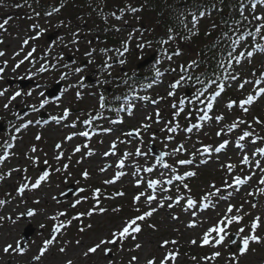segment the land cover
<instances>
[{"label":"rangeland","instance_id":"obj_1","mask_svg":"<svg viewBox=\"0 0 264 264\" xmlns=\"http://www.w3.org/2000/svg\"><path fill=\"white\" fill-rule=\"evenodd\" d=\"M199 5V3L195 5L193 11L189 14L192 15L195 13V10L197 9L196 6ZM29 8L30 9L27 10L29 15L25 16H28L31 20V12L33 7ZM26 9L27 7L25 10ZM245 12L251 21V24L255 26L259 22L252 19L253 15L264 14V4L258 3L255 11L252 9L250 12ZM208 13L209 11H206L207 20H204L202 23L212 20V17H209ZM176 15L183 21L187 20L185 18L188 15L187 7L185 5L178 6ZM87 20H93V17H87L84 19V21ZM21 21L20 27H16L14 34L5 37L4 41L0 45V50L3 49L6 53L4 59H0V63L6 62V64H10L6 72V76H9L7 74L10 73L17 76H22L23 72L28 73L27 69H24V63L21 67L23 69L22 71H13V66H15V63L23 60L25 57L24 54L21 55L20 52L18 53V50L22 49L21 45L24 44V40H26L24 36L28 31H21L20 29H23L24 27H27L28 29L29 25L26 21ZM136 21L139 23V19H136L134 22ZM36 23H40L41 29L43 30L41 32V50L45 49V51H47L49 48V46H46L44 43L45 35L48 32L55 31L57 28L63 29V37L58 40L56 45H54V56H58V59L55 61L56 63L54 62L56 70L58 68L56 64L62 59L60 58L62 54L64 55L66 52L71 54L74 53H72L71 50L72 46L74 47L73 42L76 41L75 36H71L69 29L64 27V21H60L57 18L55 20V18L50 15L47 19L41 20V22L38 19L31 21V24ZM186 25L187 27H185V34H188L189 36V38H187L188 42L184 43L183 45H179L178 50L182 51V54H184L183 60L188 62L193 58V48H197V42L192 41V39L196 37L195 27H193L192 23H186ZM156 26H158L157 23H152L153 28ZM73 32H75V30H73ZM87 41L88 40H86L84 44L89 45V42ZM257 43V40L251 39L247 44L241 43V45H238L237 47L239 48V51H244L245 49L252 51L255 44ZM260 44L264 45V43ZM135 46H138V43L132 45V47L129 48L130 50H127L126 54L118 59L119 61H125L122 66L126 68V70L134 69L136 71L134 65H136L141 59L132 51ZM27 49L25 52L28 51ZM57 49H60L61 54L57 52ZM147 50L154 51V47L146 49V51ZM49 52L51 53V50H49ZM81 52L85 54L87 53L85 48ZM255 52L253 55L254 57L245 58L241 60L240 63H235L233 65V69H235L237 73V79L232 80V83L235 82L234 89L238 94V97H240L238 100L243 99L250 92H255V84H246L243 88L246 90V93L243 91H238L240 90L238 85L243 83L245 80L254 82V79L261 78V75L264 74V51L255 50ZM19 54L21 56H18ZM32 59L33 58L28 59L26 64L31 63ZM49 65L50 67H53L52 64ZM38 68L39 66H37L35 70ZM102 70V74L105 75L108 74L113 76L119 73V71L107 72L104 69ZM148 71H150V69L147 70V72ZM29 74H32V72ZM39 79L41 83L45 85L42 89H45L46 86H50L55 83V80L58 79V76L55 74V72H48L46 76L41 78L40 73ZM169 86L170 85H159L155 88V91H165L167 96L170 97L171 95H169V93L173 91H170ZM184 89L185 87L180 86L178 92H184ZM113 90L116 91L115 89ZM118 90L120 91L121 89ZM40 92L41 89H35L34 91V102L36 103L39 99L41 100V96L39 95ZM85 95L84 97L81 96V98L84 99L82 103L79 105L75 104L77 105V108L79 107V109L74 112L73 118L71 117L66 121H64L65 119L61 120L64 122L60 121L59 126L57 124L49 127L33 126V128L28 131V135H25V141L22 139L18 142L17 150L14 153L15 156L10 158L7 163H5L6 167L0 168L1 174L5 176V178L0 179V200L6 201L5 204L0 205V217L11 216L15 218L21 212H26L29 209L36 210V214L34 216L28 219L25 217H20V219L15 224L9 219H5L2 223H0V264H67V261L69 260L72 261V264H148V261L153 259H155L156 264H159V262L169 252L177 253L175 260H169V264H264V194H260V197L257 195V198H259L257 201H255V198H252L250 195H248V193L243 195L239 194L237 196H228V194L223 192L224 190H227V188L224 186V182H230L233 180L234 176H236L235 172L234 174H230L228 172L225 164L227 162L228 164L233 163L238 168H241L239 163V159L241 157L240 155L238 156L232 154L230 157L232 152L223 153L211 164L197 168L199 171V180H195V183H193L194 185H191V187L186 190V193L191 192V195L193 194L202 198L206 193L214 191L212 186L215 185V187L221 188V196L228 197L226 201L224 199L218 200L216 196L210 197V202L215 203L216 207H211L207 213H203L201 215V213L198 212L197 207L194 209L185 208V201L187 199L186 196L183 198L182 202L180 201L181 203L178 202L175 205L173 204V199L175 196L170 194L160 195L157 200H159L161 203H157L156 201L148 204L145 198H141L140 201L137 202L134 200L135 195L137 196L141 192H144L147 195L151 194V192L149 193L148 189L144 188V182L142 180V185H140L141 188L135 187V183L137 182L136 179L130 180L129 182L127 180L121 181L114 186L108 184L109 187H106L104 181L113 178L118 171H115L116 164L113 163V159L116 161V156L114 155V158L110 159H106L104 156V151L109 147L108 144L104 145L102 148L94 147L92 150V155H88L87 151L85 150H83V152L78 155H73V150L79 144H75L74 142L66 139L67 136L73 134V130H71L69 127V122L77 121V119H83L85 116H93L92 113L94 116L97 115L96 117L102 116L103 114H108L105 115L107 120L105 122H108L107 118L109 116V112L107 110L101 111L100 103L97 97L88 96L86 93ZM71 96L72 94L68 93L67 98H64L61 102L63 106L60 107V109L55 108V113L60 114V110L62 108L71 107L70 105L72 104H69L68 100L71 98ZM176 100L179 101V98H174L171 101L173 102ZM31 101L33 102V100ZM255 101L256 102L254 105L248 108L247 112L243 111L242 113L241 108L235 106V108L232 110H228L230 117L226 116L223 121L221 120L220 122L206 125L204 127V132L207 133L206 137L199 136L200 134H198L197 138H188V132H186V135H179V140L182 141V144H184L187 152L185 154L180 152V154L177 155V158L173 159H186L190 156V154L200 152L202 149L201 146H203L204 143L207 144V141L209 142L211 140V143L213 141L217 143L218 140H216L215 137L219 130L229 127L230 120L236 121L237 119H240L242 117L241 114L244 116V118L241 120L245 121V124L242 123L239 125V132L235 133V137H240V134L244 128L254 133V136L250 137L248 140V144L250 146L249 151L251 153L248 156L251 159V155L255 152L254 149L258 146L255 143H260L261 146V142L264 140L255 139L256 136L264 137V124L256 123L257 118L261 121H264V96ZM3 103L4 101L0 99V107L3 106ZM219 105H221L220 107L222 108L221 114H225L224 110L228 105L227 98L225 97V99L221 101ZM161 107L163 106L160 105L158 108ZM51 113L52 116L55 114L54 111ZM153 113V108H145V111L142 112V115L139 118L141 124L137 122L130 127L143 130V128H145L147 125L148 132H141V134L143 135L144 133L146 136H148L150 140L147 141V143L153 142L157 145L159 140L157 138L154 139V141H151L153 138L151 136V132L157 130L159 132V136H161L163 133H168V123L166 121L159 124L155 123V115ZM146 114L150 115V117L146 118L145 120ZM130 123L131 122H128L129 125ZM213 127H215L216 130ZM126 128L127 129L124 130L125 132L122 133L124 136H128V127ZM212 129L214 130L212 131ZM37 135L42 136L40 140L36 139ZM194 135L196 136V134ZM112 138L113 136H109L108 140ZM252 141L255 142L253 143ZM99 143H101L99 142V139L94 141V144L96 145ZM57 144H60L61 147L57 148ZM158 146L162 147L163 145L160 143ZM173 146H176V144ZM33 147L36 148L35 152L32 151ZM60 152H63V156L61 159L56 160L55 157ZM37 157L39 158V164H34L33 160ZM260 157L262 158L260 163L264 162V156L260 155ZM45 160L48 161L47 164H44ZM251 161L252 163L247 165V167L242 168V171L238 175L244 177L245 174L252 175V173H255V175H253L254 181L252 182V186H255L256 189L257 187H264V185H260L258 183L260 178L264 176V171L260 169V172L258 173V168L255 167V161ZM66 162H69L73 168L63 170V164ZM76 162L77 164L75 165ZM109 163L112 165L111 170H107ZM40 168H45V171L51 170L52 172H55L58 168L60 170V174H57L56 176L50 175L48 179L41 183L40 187L37 189L29 187L26 189V191H24L23 194H18V189L21 184L26 182H34L40 175H42ZM78 168H80V170H78ZM261 168H264V165H262ZM101 169H104V171H101ZM85 170H87L89 173L87 179H85L82 175ZM6 172H11V175L6 176ZM155 178H157V176L152 175V179ZM71 183H74L75 186L73 190L71 189ZM187 185L190 186V184ZM98 186L101 187L104 192H106L105 189L107 188L113 190L112 192H114V190L118 191L127 187L134 192L137 191L136 193L138 194H129L125 192L126 195L123 197V199L110 198L106 201H103V199V204L95 201V199H93L92 202L89 201V195L94 193L95 188ZM175 186L177 187V185ZM176 187L174 190L176 189V191L180 193L182 191L181 185L180 187ZM79 188H83L85 191L79 193L76 196L70 195L66 197L64 194L68 190H72L71 192L75 193ZM256 189L255 192H257ZM168 197H171L172 199L169 200ZM94 198L97 197L95 196ZM77 199H79L81 203L73 206ZM203 202V200L199 201V203ZM228 203H231L236 207L243 205V211L240 213L241 215L244 213H249V215L244 216V220L241 224H233L231 226L230 231L233 233L236 232L239 227L250 225L251 221L255 217L259 216L261 218V227L257 229L256 233L261 237V242H250L248 251L243 255L240 254L239 246L241 244L239 238L237 237V244L235 245L230 244V237L222 246L215 248L210 246H202L200 243L204 231L215 222L218 212L223 213L224 209L227 208ZM253 203L256 204L255 208L252 207ZM118 205L121 207H117ZM100 208L105 209V211L100 212L98 210ZM152 208H155L156 211L152 214V216L145 218V220L142 222L140 221V225L143 223L144 224L141 228L142 230L139 233H135L134 235L117 241L118 244L116 245H103L96 251V253H89L88 255H85V252H87V250L90 247H93L96 243H99L100 240L112 239V233L120 230L127 221L131 220L135 216L142 215L144 212L149 211ZM60 212H65L66 216H61L56 221L50 219V217L55 216ZM88 212H93V214L91 216L83 215L81 218H77V215L80 213ZM233 214H235V212ZM68 220H71V224L66 223ZM193 221H196L197 225L195 227H190L189 225ZM200 221H204V223H200ZM62 222H65L66 227L62 228L59 233L53 234V228L55 224ZM29 223H32L36 227V233L26 245V251L23 254L13 252H9L7 254L4 253L3 247L6 243H13L15 246L17 241H21L23 244L22 234ZM41 224L45 225V227L41 228ZM249 231L250 229L245 227V232L241 235H247L249 234ZM52 235L56 236L54 243L48 247V250L41 257L40 261L33 260V257L39 254V249L42 246L43 241L49 239ZM133 236L135 238H133ZM193 240H196L197 243L193 244ZM164 241H169L170 243L164 245ZM171 241H176V243L173 244ZM137 244L141 245V247L137 248ZM62 248L64 251H61ZM105 248H110L111 252L106 254ZM215 251H219L221 253V255L216 259L209 261L202 259L206 256L210 257ZM233 254H235V259H232ZM133 257H137V259L133 260ZM193 257H196V259L193 260Z\"/></svg>","mask_w":264,"mask_h":264},{"label":"snow or ice","instance_id":"obj_2","mask_svg":"<svg viewBox=\"0 0 264 264\" xmlns=\"http://www.w3.org/2000/svg\"><path fill=\"white\" fill-rule=\"evenodd\" d=\"M259 3L261 4H264V0H259ZM17 7H20V5H16ZM253 11H255L256 7H257V4L255 2L252 3L251 5ZM133 12L136 11L135 8H132L131 9ZM54 11H58V9H54ZM49 15H51V13H48ZM206 13L205 12H200L199 16L200 17H203ZM113 15H115V13H113ZM241 15L243 16V5H241ZM119 19V17H117ZM9 19H11V17L5 19L3 21V23H0V29H3L5 27V25L9 22ZM245 20H247V17H244ZM254 21H258L259 23H257L255 25V29L254 31L252 30H245L243 32H239L236 36L235 39H232L231 40V47L233 49V51H229L227 53V56H228V62H227V66L228 67H231L232 65V62L233 60H235L236 63H240L241 60L245 59V58H251L253 55H254V52L255 50H260V51H264V45H261L259 43L255 44L254 46V49L252 51H248V50H244V51H241L239 52V54L237 55H234V50L235 48L241 44V42L243 41H246L248 37H260L261 39H264V35H262V33H264V14H261V15H253V18H252ZM198 20H199V17H197V15L195 13L192 14V20H191V23L193 25V27H195L198 23ZM242 21H238L237 24H240ZM185 27H187V25L185 24L184 25ZM34 27H37L34 25ZM43 30L41 29V32ZM39 35V33L37 34ZM225 35H227V33H225ZM36 37H31L30 39H35ZM171 39H174V37L172 36H169V40ZM231 39V38H230ZM28 40L26 39L24 41V44H28ZM75 42V41H74ZM168 41H162V43H167ZM53 43H55V41H53ZM125 51H127V45L125 44V48H124ZM36 49L33 48L31 52H29L27 54V56H25V60L28 59L29 56L32 55L33 52H35ZM106 51V50H105ZM177 55H179V51L177 50V52L175 53ZM5 55L4 52L0 51V56H3ZM89 55H91V53H89ZM169 59H171V57L169 56L168 57ZM6 63V62H5ZM24 63L23 60H21L17 65L16 67L18 68L20 66V64ZM119 63L123 64L125 63L124 60H120ZM193 65H195V62H193ZM221 67H225V65L223 63H221L220 65ZM54 67V65H53ZM106 67H111L110 64H106ZM13 71H15V69H13ZM40 72H44V71H47V69L45 67H41L39 69ZM83 71V69L81 68H77L76 69V72H81ZM3 72V69L0 68V73ZM157 76L161 75L159 73V71H157L156 73ZM67 76V73H65L64 75L61 76V80H64ZM3 77L0 76V79H2ZM232 79V80H236L237 79V76L235 75H232L231 77H229L227 74H225L224 76V79L227 80V79ZM183 79V77L181 78ZM189 79H191V77H189ZM197 83H200V84H203L204 82L201 81L199 78H197ZM249 83H254L255 85H261V84H264V74L261 75V78L260 79H257L256 81H248V80H245L243 83L239 84L238 87L240 89H243L245 87L246 84H249ZM212 84H216V81L215 80H211L209 81V83L207 85H205L203 87L202 90H199L197 92V94L195 95V99L196 100H200V97L204 96L205 93L208 91V88L211 87ZM180 85V81H176L171 87L172 88H176V87H179ZM82 86V85H81ZM37 87H40L39 85ZM69 87H73V85H69ZM146 87H152L151 84H148L146 85ZM65 91H67V89H65ZM224 91V83L221 82L219 84H217V90H215L209 97V102L207 103L206 105V108L208 111H211L212 108H213V101L216 100L217 97H219L221 95V93ZM5 92H7V89H4L3 91H0V96H4L5 95ZM32 92L29 91L27 93H25V95H31ZM22 93L21 91H16L8 100V103H5L4 104V108L5 109H8L9 105L12 103V101H15L17 97L21 96ZM39 95L41 97H45V93L44 92H40ZM77 95L79 96L80 94L77 93ZM169 95H175L174 92H170ZM261 95H264V86H261V87H258V90H257V93L256 95H252V94H249L246 98L244 99H241L239 101L237 100H232L228 103L227 107L229 109H231L233 106H238L240 107L244 112H247L248 111V107H246L247 105H251L254 103V101ZM59 99V98H57ZM104 97L101 96L100 97V108L103 109L105 107V103H104ZM116 99H119V97H117ZM125 100L128 99V97H125L124 98ZM141 99H144V100H148L149 97L145 96V97H142ZM155 102V101H154ZM49 103V100L47 98H44L40 101L39 103V107H37L36 105H32L31 108H32V111L33 112H36V111H39V109H42L44 108V106L46 104ZM181 104H183V100L180 101ZM173 107H176V105H173ZM116 111H118L117 109H114ZM180 111H183V109L181 108ZM130 114V113H129ZM179 113H177L178 115ZM15 115H17L18 118H20V114L19 113H16ZM25 115H27V113H25ZM70 115V110L69 109H65L64 112H63V115L61 116H53L51 117L52 120L54 121H59V120H63V119H66L68 116ZM200 120H210L212 119L211 116L208 115L207 111L204 112L203 115H201L199 117ZM215 119L217 120H222L223 117L222 116H217L215 117ZM91 119L89 120H85L84 123L85 124H91ZM33 123L32 120H27L26 122L22 123L19 127H15V132L16 133H19L21 131V129H26L28 128L31 124ZM36 123H40V121H36ZM44 123H47V121H44ZM242 123H245V121L241 120V121H238V122H235L233 124H231L229 126V131L239 127L240 124ZM256 123H260V124H264V121H261L259 120L258 118L256 119ZM73 127L75 126L74 124L72 125ZM145 127H148L147 125ZM179 127V125H177L176 127H170L168 129V131L170 132H176L177 131V128ZM195 127H198V125H192V127L190 128H187L186 131L188 132H191L193 130V128ZM105 131H111V129H105ZM137 131V135H139V131ZM221 133L218 132L217 135H220ZM75 135H81V136H84V137H89L90 136V133L87 132V131H84V132H80V133H73L72 135H69L66 137L67 140H71L73 138V136ZM128 135H131V133H128ZM254 136V133L253 132H250V131H244L243 132V135H241L239 137V140L242 141L244 140L246 137H252ZM41 137L40 136H37L36 139L39 140ZM10 139L12 141H15L17 139V136L16 135H11L10 134ZM168 140H172L173 137L172 136H169L167 137ZM255 139L259 140V139H264V137H259V136H256ZM255 141H253L254 143ZM228 144V141L225 140L223 143H221L219 145V147H216L215 149H213L211 146H205L204 147V152H211V151H216V152H220L223 148L226 147V145ZM14 147V144L13 143H10V142H7L5 141L4 144H0V148H2L4 151H3V154L0 155V163H3L5 160L8 159L9 155H11L12 153H10V149H12ZM57 148H60L61 145L60 144H57L56 145ZM115 143H113L112 145V154L115 153ZM238 147L240 148H243L244 145L243 144H239L238 142ZM32 151L35 152L36 151V148L33 147L32 148ZM75 151L79 152L80 151V147L77 146ZM183 151H186L185 147H184V144H179L176 148H173L172 149V152L169 153V152H162L160 153V155L158 157H156V164H160L162 165L165 169H171L172 172H175L176 169L173 167V165L171 164H168L166 161H165V157L169 156V155H175L176 153L178 152H183ZM256 153H259L260 155L264 156V148H258L256 149V152L253 153V155H255ZM92 151L89 150L88 152V155H92ZM137 154L138 155H147L146 153H142L140 152L139 149H137ZM105 155H109V153H105ZM130 155L129 153H125L124 154V159H120L119 162H118V166L120 168H124L125 167V159L127 158V156ZM195 155V154H193ZM63 156V152H60L56 157L55 159L56 160H59L61 159V157ZM206 162V161H204ZM33 163L34 164H39V158H35L33 160ZM48 161L45 160L44 161V164H47ZM177 164L179 165H191L193 163V160L192 159H180V160H177L176 162ZM241 163L244 164V165H250L252 163V161L250 160L249 156L247 154H245L242 159H241ZM68 167V165H64V168L66 169ZM227 169L229 172L232 171V169L235 167V165H232V164H228L226 165ZM255 167L256 168H261V163L259 160H256L255 161ZM139 170V169H138ZM154 170V166L153 167H148V168H145L144 171H147V172H153ZM262 171H264V168H261ZM57 171H59V169H57ZM101 171H104V169H101ZM8 175H11V172L8 173ZM83 177L85 179L88 178L89 176V173L87 172V170H85L83 173H82ZM124 175L123 172H120V173H117L115 179L118 180L120 178V176ZM196 173L195 172H192V171H188V172H185L183 175H175V179L178 180V181H183L185 177H190V176H195ZM252 175H255V173H253ZM252 175H248V176H245V177H241L239 175H236L234 176L233 178V181L232 183H229L228 181H225L224 182V186L226 188H232V187H236L237 189L241 186V185H244L246 184L248 181H250L252 179ZM49 177V172L48 171H44L42 173V175H40L34 182H31V183H23L19 186V189L18 191L20 192V194H23L24 191L31 187L33 189H36V188H39L41 183L46 181ZM0 179H3V176H0ZM26 179H30V178H26ZM115 181L110 179V180H106L104 181L105 184H112L114 183ZM141 181H137V184H139ZM161 183H166L168 185H171L172 184V179H167L166 181H161V180H158V179H151L149 181H147V184H148V187L150 189H153V193L151 195H147L146 193L144 192H141L139 193L137 196L134 197V199L139 202L141 197H145L146 201L150 204L152 201H157V203H161L159 200H157V196L155 194V188L157 185L161 184ZM259 184L260 185H264V176H262L259 180ZM183 187L184 188H188V185L187 184H183ZM214 191H211V192H208L206 193L203 197H202V200L204 201L202 207L203 209H208L209 207H212V208H215L216 205L215 203H211L210 202V197L212 196H216L217 199H224V200H227L228 197H225V196H221V188H218V187H215V185L212 186ZM81 192H84L85 189L81 188L80 189ZM101 192V189L99 188H96L94 190V193L96 194L97 197H99V194ZM259 194H264V187H260L258 188L257 192L256 193H248V195H259ZM117 195H123V193H117ZM228 196H231V193H228ZM55 199V197H54ZM169 200H171L172 198L171 197H168ZM183 199L182 196L180 197H177V202H179V200ZM6 201L4 200H0V205H3L5 204ZM79 203H81V201L79 199H77L75 201V205H78ZM162 206V204H161ZM171 206V205H169ZM187 206L189 209H192L194 207H197L199 206V202L195 199H191L189 198L187 200ZM252 207L255 208L256 207V204L253 203L252 204ZM100 212H103L105 211V209L103 208H100L98 209ZM115 211V210H114ZM139 211V210H138ZM156 211L155 208H152L150 209L149 211H146L144 212L142 215H138V216H135L134 218H132L131 220L127 221L126 224L118 231L112 233V239H109V240H100L99 243H96L93 247H90L87 252H85V255H88L89 253H96V251L98 249H100L103 245H107V244H115L117 243V241L119 240H122L124 238H127L128 236L132 235L133 233H139L141 231V227H140V224L138 222L140 221H143L145 220V218L147 217H150L152 216V214ZM243 211V205H240L239 207H236L235 205L231 204V203H228V206L226 209H224L223 213H217V218L215 219V222L212 223L205 231H204V234L203 236L201 237V245L202 246H210V247H219V246H222L226 240L229 239V237H237L239 238V241H240V244H241V247L239 249L240 251V254L243 255L245 252L248 251L249 249V244L250 242H261V237L259 235H257V229L261 227V218L259 216L255 217L250 225H246V226H242V227H239L236 232H231L230 231V228L233 224H241L244 220V216L245 215H249V213H244L243 215H241L240 213ZM235 212V214H233ZM36 214V210L35 209H29L27 210L26 212H21L19 213V215L15 218L9 216V217H0V223H2L5 219H9V220H12V222L15 224L19 219L20 217H24L25 215L27 217H32ZM93 214V212H88V213H80L79 215L80 216H83V215H89L91 216ZM61 216H66V213L65 212H60L58 213L57 215L55 216H52L50 217L51 220L53 221H56L59 217ZM67 224H71V220H68L66 221ZM196 221H193L189 226L190 227H195L196 226ZM200 223H204V221H200ZM41 228H44L45 225L41 224L40 225ZM65 227V222H62V223H59V224H55L54 228H53V233H59L61 231L62 228ZM154 227V226H153ZM245 227H248L250 229L249 231V234L247 235H241L245 232ZM133 238H135L133 236ZM56 239V236L55 235H52L49 239H46L43 241V244L42 246L40 247L39 249V254L34 256L33 257V260L35 261H40L41 257L46 253V251L48 250V247L50 245H52L54 243ZM168 243H170L169 241H164L163 244L164 245H167ZM171 243H176V241H171ZM193 244H196L197 241L196 240H193L192 241ZM230 244L232 245H235L237 244V239H231L230 240ZM137 248L141 247V245L137 244L136 245ZM26 251L25 247L23 246L22 242L21 241H17L15 243V246L13 245V243H6L5 246L3 247V252L4 253H9V252H13V253H20V254H23L24 252ZM61 251H64V249L62 248ZM111 252V249L110 248H105V253H110ZM176 255L177 253H174V252H169L160 262L159 264H169V260H175L176 258ZM221 255V253L219 251H215L212 253V255L210 257H203L202 259L205 260V261H209V260H214L216 259L217 257H219ZM133 260H136L137 257H133L132 258ZM193 260L196 259V257H193L192 258ZM232 259H235V254L232 255ZM67 264H72V261L69 260L67 261ZM148 264H156V261L155 259L153 260H150L148 261Z\"/></svg>","mask_w":264,"mask_h":264},{"label":"trees","instance_id":"obj_3","mask_svg":"<svg viewBox=\"0 0 264 264\" xmlns=\"http://www.w3.org/2000/svg\"><path fill=\"white\" fill-rule=\"evenodd\" d=\"M242 1L247 0H218L215 8L217 18L214 24L207 30V34L205 31L197 39V42H202L203 44L197 51L195 65L192 64L188 69L192 79L197 80L196 77H204L207 80L220 70L218 60L227 51V49L226 51L224 49L225 43L223 41L225 33L229 35L232 31L245 27L247 24L244 16L238 12L239 4ZM178 2L187 3L191 2V0H53L52 3L60 7L58 9L59 17H61V20L67 21V23L80 25L89 14H93L97 18L95 24H100L99 26L102 27L103 24L106 25V22L100 19L101 12L111 13L112 15L115 13L113 16L118 19L117 17H120L127 4L133 3V6L141 12L142 19L140 20V24L141 28L144 27L142 30L150 22H159V28L153 31L151 35L154 42L160 43L162 39L169 38V36L175 34H181L180 23L172 17L173 10ZM41 6L48 8L51 6V2L45 3L42 1ZM238 21L242 22L237 24ZM217 28H219V31L217 32L218 34H215ZM113 34L115 35L116 33ZM206 36L211 37L209 42H205ZM108 40L112 44L119 46L117 36H111ZM201 71H203V74L200 75L202 77L197 76Z\"/></svg>","mask_w":264,"mask_h":264},{"label":"water","instance_id":"obj_4","mask_svg":"<svg viewBox=\"0 0 264 264\" xmlns=\"http://www.w3.org/2000/svg\"><path fill=\"white\" fill-rule=\"evenodd\" d=\"M49 39L51 40V39H52V36L49 37ZM153 57H154V56H152L151 58L147 59L145 62L141 63V64L139 65V67H142V66H145V65L149 64V63L153 60ZM26 85H27V83L25 82L23 86H26ZM49 94H50V96H54V95H55V91H54V92H51V93H49ZM32 232H33V230H31V229H30V230H27V232H26V234H25V238H26V240H28V238H29V236L32 234Z\"/></svg>","mask_w":264,"mask_h":264},{"label":"flooded vegetation","instance_id":"obj_5","mask_svg":"<svg viewBox=\"0 0 264 264\" xmlns=\"http://www.w3.org/2000/svg\"><path fill=\"white\" fill-rule=\"evenodd\" d=\"M1 42H2V40H0V45H1ZM2 58V56H0V59ZM1 67L0 68H2L3 69V72L2 73H0V76H2V77H4V74H5V72H7V71H5L6 70V66L5 65H0ZM7 77V76H6ZM3 79V78H2ZM0 85H5V82L3 81V80H1L0 79ZM12 91H14L13 89L11 90H8L7 92L8 93H10V92H12ZM13 130V129H12ZM11 132H13V131H11Z\"/></svg>","mask_w":264,"mask_h":264}]
</instances>
